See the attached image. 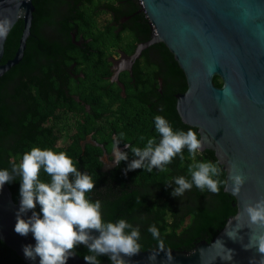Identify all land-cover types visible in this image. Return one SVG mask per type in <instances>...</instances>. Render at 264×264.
I'll return each mask as SVG.
<instances>
[{"label": "trees", "instance_id": "1", "mask_svg": "<svg viewBox=\"0 0 264 264\" xmlns=\"http://www.w3.org/2000/svg\"><path fill=\"white\" fill-rule=\"evenodd\" d=\"M116 1V0H114ZM131 3V8L123 14L134 15L131 18L130 31L137 32L141 26L146 27V35L136 37V40L150 38L152 27L145 13L137 12L140 8L139 0H121ZM83 4H80V3ZM35 5L31 35L27 39L26 48L22 60L10 70L4 72L0 80V167L11 169L13 163L18 164L22 155L33 147L52 149L65 152L77 163V167L87 172L96 181L95 189L88 194L92 201L99 200L102 204V213L106 221L126 219L133 226L138 227L141 239L139 243L142 250L158 248V242L147 231L150 225L155 224L160 230L166 249L190 250L196 243L202 240L211 241L225 226L229 217L237 213L234 195L225 191V185L221 186L218 194L207 190L201 192L193 186L181 197L171 195L172 187L167 183L175 177L185 176L191 179L189 167L198 161H211L219 163L223 170L220 179L226 181V170L223 169L214 150L205 149L193 157L184 150V159L177 156L173 162L165 167L164 171L153 169L148 172L145 169L131 170L125 173L129 161L134 157L130 149L129 160L122 161L119 166L109 172L103 171L100 147L87 143L84 148L81 140L86 133L94 132V138L100 135L101 140H109L107 150H112V135L118 136L124 133L119 145L124 146L129 142L135 147L143 148L149 138L155 137L159 142V135L155 131V117H164L174 130L187 131L192 129L198 134L196 127L184 123L177 110L176 94L187 90L188 84L184 71L178 66L173 53L163 43L153 44L152 48L160 52L165 61L163 77V93L158 94L159 101L153 103L151 111L144 112L141 106L147 107L140 101V97L131 83L126 96L120 91L109 92L110 98L116 95L121 101L120 118H106L103 122H97L95 118L85 117L69 118L58 107H64L62 100L64 90L57 82L52 71L54 66L52 59L58 55L42 48L75 46L71 32H82L84 36L92 37L89 46H99L105 40L113 41V38L102 37L96 29L95 9L98 4L95 0H33ZM24 21L19 19L8 34L2 63L15 57L23 34ZM51 29L62 33L63 40L48 37L45 31ZM113 33L114 29H110ZM139 34V33H138ZM56 61L54 63H58ZM67 61L66 64L70 63ZM86 77L82 82H87L85 97H103L107 92L103 89H94L98 85L107 89L106 83H98L96 80L104 79V75L110 72L94 70L92 60L85 65ZM151 89L156 91L158 86L157 75L154 73L151 80ZM217 86L222 85V80L214 77ZM138 87L147 88L144 83ZM69 88V87H68ZM157 93V92H156ZM91 101V99H88ZM89 101V102H90ZM75 103V102H73ZM93 107L94 104L91 103ZM97 134V135H96ZM62 139L63 142H60ZM45 182L50 178L47 174L41 177ZM15 201L20 199V180L8 183ZM175 186V185H173ZM36 211L39 213L40 206ZM76 254L84 258L88 254L83 245H79ZM101 264H111L107 256L99 258ZM0 264H29L15 250L0 240Z\"/></svg>", "mask_w": 264, "mask_h": 264}, {"label": "water", "instance_id": "2", "mask_svg": "<svg viewBox=\"0 0 264 264\" xmlns=\"http://www.w3.org/2000/svg\"><path fill=\"white\" fill-rule=\"evenodd\" d=\"M139 2L152 33L130 59L138 57L143 48L158 42L169 48L188 84L186 91L176 94L182 121L197 128L204 143L202 151L214 150L223 164L226 192L234 195L230 178L233 168L246 177L239 193L234 195L237 213L228 218L211 241H199L190 250L166 249L173 257L170 264H260L261 257L256 249L244 248L251 229L247 227L248 218L243 214V207L264 197V0ZM34 11L33 0H0V21H10L6 38L0 39V80L4 72L24 56ZM19 19L24 21L20 45L15 57L2 63L8 34ZM215 76L222 80L221 86L214 83ZM225 89L230 90L229 98L223 95ZM106 158L104 156L102 160ZM19 206L20 199L14 200L6 183L0 190V240L27 263L39 264V257L31 260L23 252L25 245H35L32 234L21 236L14 231ZM22 215L27 219L32 212ZM237 224L244 227L238 230V238L234 240L227 235V230L233 231ZM253 230L261 231L255 226ZM228 249L232 250V259H222L228 255ZM157 250H142L125 259L129 264H168L164 251L158 252L154 261L149 260ZM67 264L87 262L76 254Z\"/></svg>", "mask_w": 264, "mask_h": 264}, {"label": "clouds", "instance_id": "3", "mask_svg": "<svg viewBox=\"0 0 264 264\" xmlns=\"http://www.w3.org/2000/svg\"><path fill=\"white\" fill-rule=\"evenodd\" d=\"M9 30L10 21H0V39L6 38ZM223 95L229 98L230 90L225 89ZM155 131L160 137L159 142L155 137L149 138L143 148L125 143V149H130L134 157L124 169L125 173L136 169L151 172L154 168L164 171L177 156L184 159L185 149L193 159L203 150L204 143L197 132L192 129L186 132L174 130L160 115L155 117ZM123 137L124 133H120L113 138L112 160L116 166L129 160L128 152L118 147ZM77 163L65 152L33 147L22 155L18 164L13 163L10 170L0 169V190L17 177L20 180V206L14 231L21 236L31 233L35 239L34 246L29 244L23 247L25 257L31 260L39 257V264H67L68 259L76 255L77 247L83 245L88 253L84 255L87 264H101V256H107L111 264H129L125 258L142 251L139 228L123 218L115 222L104 219L101 202L92 201L88 196L95 189L96 181L87 172L81 171ZM188 171L190 180L178 176L167 183L172 187L173 197L183 196L193 186L201 192L207 190L218 194L221 186L226 184L225 180L220 179L223 170L217 162L198 161ZM42 174H47L50 180L45 182ZM230 178L233 194H238L246 177L233 168ZM37 205L40 206L39 213L36 211ZM29 211L32 215L23 218L22 214ZM243 214H246L247 227L251 229L249 242L244 248L256 249L261 257L260 264H264V197L244 205ZM253 226L261 231L253 230ZM243 227L237 224L233 231L227 230V235L235 240L238 230ZM147 231L158 242V250L149 256V260L154 261L157 253L164 251L170 264L173 257L165 248L160 230L153 224ZM222 259L231 260L232 250L228 249V255Z\"/></svg>", "mask_w": 264, "mask_h": 264}, {"label": "flooded vegetation", "instance_id": "4", "mask_svg": "<svg viewBox=\"0 0 264 264\" xmlns=\"http://www.w3.org/2000/svg\"><path fill=\"white\" fill-rule=\"evenodd\" d=\"M95 1L98 4V7L94 10L96 29L100 30L98 33L102 37H112L113 41L106 42L105 40L99 46H89L88 44L91 42L92 37L84 36L82 32L72 31L70 34L75 46L42 48L58 55L57 59L51 60L55 67L52 73L56 77L55 80H57L64 90L62 100L65 104L64 107H58L57 110L63 111L69 118L76 117L83 119L90 117L104 124L106 118L117 119L121 116V101L116 95L110 98L109 92L119 90L120 94L124 97L127 94L128 87L131 83H134L136 94L140 97V101L147 106H141L140 109L144 112L151 111L153 103H157L160 100L157 95H162L163 93L162 73L165 71V61L160 52L150 46L143 48L135 59L130 58L138 52L140 44L147 42L151 38L152 32H150L149 39L136 40V37L139 38L146 35V27L142 25V28H139L137 32L130 31V26H132L130 20L134 15L123 14V12L125 13L131 8V3L121 0ZM80 4L83 3L81 2ZM139 12H142L141 8L135 13ZM112 28L114 29L113 33L110 32ZM45 34L48 37L64 39L61 32H54L51 29L46 30ZM69 60L71 62L66 64ZM88 60H92L94 70L103 72L107 68L110 72L109 75H104V79L99 80L97 78L96 80L98 83H106L107 89L102 88L101 85L94 87L95 91L96 89H103L107 92L103 100L102 97L93 99V97L83 96L86 90L85 85H87V82H82L84 77H86L83 69H85ZM56 61L59 62L54 63ZM154 73L157 75L158 86L156 87V91L153 92L150 85ZM116 76H118V79ZM139 83H144L147 88H139ZM130 88L132 89V86ZM88 99H91V101ZM91 103L94 104L93 107ZM111 137L113 141L116 134H113ZM60 142H63L62 139H60ZM108 142L109 140H101L100 135L94 138V132L92 131L86 133V137L81 140L83 148L87 143L100 147L102 152L99 155V159L105 172H109L116 167V165H113L112 150H107L106 144ZM104 156L107 158L102 160Z\"/></svg>", "mask_w": 264, "mask_h": 264}]
</instances>
